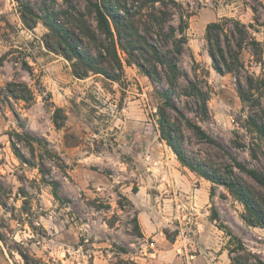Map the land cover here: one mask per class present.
<instances>
[{
  "label": "rangeland",
  "instance_id": "374dc122",
  "mask_svg": "<svg viewBox=\"0 0 264 264\" xmlns=\"http://www.w3.org/2000/svg\"><path fill=\"white\" fill-rule=\"evenodd\" d=\"M27 1L57 15L82 50H102L95 0ZM174 1L130 7L147 42L145 57L136 53L147 69L149 47L173 49L170 28L182 16L188 22L173 108L162 97L171 90L162 69L154 82L119 50L123 72L110 71L118 81L95 74L80 80L71 61L45 47L51 41L67 49L41 22L15 37L21 29L9 14L0 16V264H24L23 255L43 264H264V228L228 190L183 167L159 129L165 110L190 158L249 184L264 200V189L233 161L264 172V142L249 126L264 120V90L244 103L237 78L214 70L206 41L207 25L225 18L264 22V0ZM81 20L95 39L77 29ZM242 59L250 74H261L249 51ZM187 78L207 97V114ZM240 80L246 86L244 73ZM11 83L26 84L29 93L18 94L29 101L14 98ZM14 132L27 163L13 152Z\"/></svg>",
  "mask_w": 264,
  "mask_h": 264
},
{
  "label": "trees",
  "instance_id": "16d2710c",
  "mask_svg": "<svg viewBox=\"0 0 264 264\" xmlns=\"http://www.w3.org/2000/svg\"><path fill=\"white\" fill-rule=\"evenodd\" d=\"M19 6V14L23 25L26 29L33 31L39 22H41L51 34L54 39L58 40L60 44L67 46V49L59 52L51 41H45V47L54 53L63 55L67 60L73 63V75L84 80L91 74L103 75L113 81H118V77L111 75L112 72H123V62L118 51L120 50L127 57L128 65H137L145 75L154 82L161 81V73L159 68L167 81L168 87L171 90L163 91L162 97L167 107L173 108L171 101V93L179 84V79L182 76L179 67V57L182 55L184 46L187 42L186 31L188 29V22L181 17V23L178 29L170 28V34L173 38V49L168 51H161L155 47L150 46L148 53L152 59L150 68H146L140 63L136 53H139L143 58V46L147 44L146 39L140 32V27L135 21L134 11L130 7H137L140 0H95L91 2V6L95 13L98 29L104 37L102 40V50L95 55L89 50H82L76 43L75 32L69 31L62 26H59L57 15L53 12L50 14L43 13L42 10L38 12L27 0H14ZM151 5L156 4L166 5L172 3L177 5L174 0H147ZM45 12L48 9L44 10ZM43 14H42V13ZM256 15L257 10L254 9ZM45 14V15H44ZM162 16H167V12H161ZM253 24H243L235 19H223L218 22H213L207 25L206 41L208 45V54L212 60L214 70L220 75L231 74L237 78L239 94L244 103H250L251 97H254L256 92L264 90V40L260 41L254 33L259 32L256 27L263 29L264 22L259 16H256ZM79 29L88 39H95V34L86 25L85 21L78 22ZM245 51H249L254 58L256 66L261 68V74L255 76L246 70L242 55ZM140 56V57H141ZM111 70H109V68ZM112 71V72H110ZM245 74L247 84L244 86L240 80L242 74ZM188 79V78H187ZM189 82V90L192 95L197 98L199 108L207 114V97L196 84ZM9 93L16 98L24 101H29L21 93H29V88L26 84L11 83L7 85ZM249 126L255 129V133L260 135L264 142V120L258 124L252 118ZM58 125V124H57ZM60 127V126H59ZM195 131L202 134L199 127L193 126ZM159 129L161 139L167 143L177 157L179 163L195 173L199 177L211 182L214 185L222 186L228 190L235 199H237L247 210L251 223L252 219L258 225L264 228V200L256 198L253 188L249 184L243 183L238 178L231 176H220L217 172L211 171L203 164L196 162L190 158L184 151L180 136L176 133L174 126L168 120L165 110L159 112ZM19 137L20 134L14 132L10 134L12 141V149L14 154L23 163H27L24 154L13 140V137ZM235 167L246 172L251 179L264 189V172L247 169L239 162L233 160ZM53 195L59 199V184L53 182ZM139 227V226H138ZM24 264H43L39 260L31 258L29 255H23ZM235 264H240L236 260Z\"/></svg>",
  "mask_w": 264,
  "mask_h": 264
},
{
  "label": "crops",
  "instance_id": "0c3cea01",
  "mask_svg": "<svg viewBox=\"0 0 264 264\" xmlns=\"http://www.w3.org/2000/svg\"><path fill=\"white\" fill-rule=\"evenodd\" d=\"M7 14H9V17H11V22L16 25L19 29H21L19 31L17 30L15 34V37H20V35L25 31L22 30V27H24V25L22 23L17 5L15 4L14 0H0V16ZM29 37L30 36H27L25 39H28Z\"/></svg>",
  "mask_w": 264,
  "mask_h": 264
}]
</instances>
